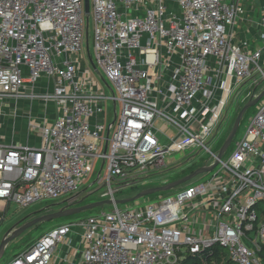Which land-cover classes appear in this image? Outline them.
<instances>
[{
	"label": "built area",
	"instance_id": "1",
	"mask_svg": "<svg viewBox=\"0 0 264 264\" xmlns=\"http://www.w3.org/2000/svg\"><path fill=\"white\" fill-rule=\"evenodd\" d=\"M89 1L94 67L84 0H0V225L11 204L72 205L97 160L92 184L109 198L180 151L203 150L211 159L202 166L211 165L208 139L232 105L264 88V0ZM17 102L29 106L27 141L4 142L5 106L14 117ZM256 106L206 180L55 224L2 264H51L62 245L71 250L64 264H176L188 255L264 264V207L260 217L255 209L264 203V97Z\"/></svg>",
	"mask_w": 264,
	"mask_h": 264
},
{
	"label": "rangeland",
	"instance_id": "2",
	"mask_svg": "<svg viewBox=\"0 0 264 264\" xmlns=\"http://www.w3.org/2000/svg\"><path fill=\"white\" fill-rule=\"evenodd\" d=\"M86 19H88V38L86 41L88 44V50H89L90 54H92L91 36H92L93 21H92L91 12L85 16V20ZM85 48H86V45H85ZM97 73L100 74V76H101V73L99 71ZM262 89H260V87H256V89L254 91H252L251 93L243 95V97H245L244 101H241V102L239 101L236 104L231 106L228 119L219 128V131L216 134H214L210 139H208V147L210 148V150L212 152H216V153L218 152L219 148L221 147L223 141L225 140L227 134L229 133V131L232 127L234 118L236 117L237 113L239 112V110L241 109L243 104L246 103L249 99L255 97L258 93H260L262 91ZM105 92H106V94H110L109 89H106ZM36 99H38V98H36ZM11 102H13V101L11 100ZM41 104L42 103H41L40 99L34 101V105L37 106L39 109H40ZM16 105L17 106L15 107L14 117H12V114L14 113V109L12 108V106L11 105L5 106V108L8 111H10V113H11V115H9L8 118L16 120L15 134L20 133L21 128L26 123V119H25L26 117H23V118L22 117L18 118V117L20 115H22L24 112H26V110L29 109V106H27V105H25L26 107H24V106L21 107L20 102L19 103L17 102ZM105 105H106L107 121H110L113 118L112 117L110 119V116L113 115L112 114V105H111V103H108V102ZM256 105L251 106L250 108H248L245 111V113H244V115L240 121L238 130H237L231 144L229 145V147L225 151L224 155H226L230 151L231 147L233 146V143L235 141H237L239 138H241L248 120L256 111V108H257ZM118 110H119V108L117 106V113H118ZM8 118H5V120H9ZM169 131H173V130L170 129ZM157 135L161 141L166 140V138L164 137L163 134L157 132ZM31 136H33V135L31 134ZM210 159H211L210 155L203 150H198V151L194 150L192 152V154H190V155H189L188 150L180 151V152L174 153L172 155H168L167 157H165L166 168H163L159 172L149 174L148 176H142L140 178L136 177V178L132 179L129 183L122 184V187H120L119 189L114 191L112 193V196H113V198H116V199L117 198L130 197V196L135 195L138 191L142 190L143 188L159 186V185L164 184L167 181H173V180L179 179L180 177H183V176L187 175L188 173L192 172L197 167L202 166L204 163L209 162ZM100 164H101V160H97L95 162V166H94L95 173L94 172L91 173V175L87 179V182L83 186L80 187L76 196L72 200L69 201V203L72 204V206L92 203L95 201H100V200H104V199L111 197V196L101 197V194L104 193V190L107 189L106 186L99 187L96 183L92 184L96 178V173L100 167ZM210 174L211 173H209V172L198 174L195 177H193L192 179L188 180L187 182H185V183H183V184H181V185H179L173 189H170L167 191H160L157 193H153L151 195L141 197L140 199H138V201H140L141 203L143 202V200L156 201V200H158V198H163V197H166L169 195H173L177 191H179L180 189L184 188L188 183H197V182H201L203 180H206L210 176ZM63 201H65V199H60L57 201L35 202V203L29 205L27 208L18 207L14 204H11L9 209L6 212V217H5L4 222L0 225V240L2 238L3 232L8 230V228L12 225V223L14 222V220L17 216L18 217L16 218V220L18 218L20 219L21 217L27 215L26 213L33 215L32 218H34V217H37L39 215L48 213V212H42L43 210L49 209V210H56L57 211L59 208L62 207V205H65V203ZM125 205H127V204L119 205V207L122 208ZM111 206L112 205H104L102 207H96V208H93L91 210L80 212V213L73 215V216H70V217H63V218H58V219H54V220H50V221L37 223V224L27 228L20 235H18L16 238L11 240L6 245L5 250H4V254H3L2 258L0 259V264L8 261L12 257V255H14L16 253H20L21 251H23L29 244L34 242V240L41 233H43L46 229H48L49 227H51L55 224H59V223L68 221V220H72V219L77 218V217H86L88 215H96L100 212L108 211L111 208ZM263 207H264V203H259V205L257 207H255L259 217L261 216L260 210ZM38 211H40V212H38ZM180 261H182V260H180ZM180 261H178L177 263H179ZM61 264H64V263L61 262ZM194 264H197V263H194Z\"/></svg>",
	"mask_w": 264,
	"mask_h": 264
},
{
	"label": "water",
	"instance_id": "3",
	"mask_svg": "<svg viewBox=\"0 0 264 264\" xmlns=\"http://www.w3.org/2000/svg\"><path fill=\"white\" fill-rule=\"evenodd\" d=\"M84 13H85V15H88L90 13V1L89 0H84ZM86 52L88 54V60H89L90 64L92 65V67H94V63H93L92 58L89 54L87 41H86ZM263 97H264V88L255 97L249 99L246 103L243 104V106L241 107V109L237 113L236 117L234 118V121H233V124H232V127H231L229 133L227 134V136H226L225 140L223 141L221 147L219 148L218 152L215 154V158H216L215 161L211 165L200 166V167L196 168L195 170H193L192 172L188 173L187 175L180 177L179 179L170 181L168 183H165V184H162L159 186L146 187V188L138 191L135 195L130 196V197L117 198V199L116 198H107L104 200L95 201L92 203H87V204H82V205L61 207L57 211L48 212V213L39 215L37 217H34V218L22 223L17 228H15L16 225H18L20 222H22L24 219L28 218L31 215V214H28V215L22 217L21 219L17 220L16 222H14L13 225L2 236V238L0 240V259L2 258L3 254H4V250H5L6 245L11 240L16 238L18 235H20L27 228H29V227L37 224V223L50 221V220L63 218V217H70V216L76 215L80 212L91 210V209L96 208V207H102L104 205L128 204V203H131V202H134V201L140 199L141 197L151 195L153 193H157L160 191H167V190L173 189V188L187 182L188 180L192 179L193 177H195L198 174L209 172L218 163V160L221 159V157L223 156V154L225 153V151L227 150V148L231 144V142H232V140H233V138H234V136L238 130L240 121H241L245 111L248 108H250L251 106L256 105Z\"/></svg>",
	"mask_w": 264,
	"mask_h": 264
},
{
	"label": "crops",
	"instance_id": "4",
	"mask_svg": "<svg viewBox=\"0 0 264 264\" xmlns=\"http://www.w3.org/2000/svg\"><path fill=\"white\" fill-rule=\"evenodd\" d=\"M248 26V25H247ZM249 27V26H248ZM250 28V27H249ZM251 33H249L248 31H246L245 32V34H247V35H254L253 34V31H250ZM40 87H39V89L40 90H43V88L46 86V79H41L40 80V85H39ZM50 86V85H49ZM26 105V103H21V107H26L25 106ZM27 111V110H26ZM20 113V112H19ZM25 113V112H24ZM24 113L22 114V115H20L18 118H20V117H22L23 118V115H24ZM5 120V119H4ZM10 120H5L4 121V124H3V128H2V137L4 138L3 139V141L4 142H13V143H26V141H27V138H26V135L24 134V127H25V125L21 128V132L20 133H16L15 134V136L14 137H12L11 136V133H10ZM159 124H161V123H159ZM29 140H30V143L31 144H37V138H36V136H31L30 138H29ZM60 248V249H59ZM58 248V251H57V253H56V259L51 263V264H61V262H63V261H61V255L63 256V255H65L66 253H70L71 252V250L69 249L68 251H67V247L65 246V245H62L61 247H59ZM65 256H67V255H65ZM60 259V260H59ZM64 263V262H63Z\"/></svg>",
	"mask_w": 264,
	"mask_h": 264
},
{
	"label": "trees",
	"instance_id": "5",
	"mask_svg": "<svg viewBox=\"0 0 264 264\" xmlns=\"http://www.w3.org/2000/svg\"><path fill=\"white\" fill-rule=\"evenodd\" d=\"M144 189V188H143ZM69 206H72V205H69ZM64 207V206H62ZM53 211H56V210H43L42 212H53ZM40 212V211H38ZM36 214V213H35ZM31 216V215H30ZM262 256V259H263V263H264V251L263 253L261 254ZM194 263H197V264H204L202 263L199 259L195 258V257H192V256H186L182 261H180L179 263L177 264H194ZM222 264H231L229 261H226V262H223Z\"/></svg>",
	"mask_w": 264,
	"mask_h": 264
},
{
	"label": "flooded vegetation",
	"instance_id": "6",
	"mask_svg": "<svg viewBox=\"0 0 264 264\" xmlns=\"http://www.w3.org/2000/svg\"><path fill=\"white\" fill-rule=\"evenodd\" d=\"M26 214L28 215V213H26ZM25 216H26V215H25ZM32 216H33V215H31V216H29L28 218L24 219L22 222H20L18 225H16L15 228H17L18 226H20L22 223H24V222H26V221L32 219ZM23 217H24V216H23ZM21 218H22V217H21ZM21 218H20V219H21ZM18 219H19V218H18ZM18 219H17V220H18ZM17 220H15L14 222H16ZM14 222H13V223H14Z\"/></svg>",
	"mask_w": 264,
	"mask_h": 264
}]
</instances>
